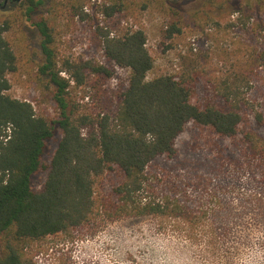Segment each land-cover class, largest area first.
<instances>
[{"label":"trees","instance_id":"1","mask_svg":"<svg viewBox=\"0 0 264 264\" xmlns=\"http://www.w3.org/2000/svg\"><path fill=\"white\" fill-rule=\"evenodd\" d=\"M263 4L264 0L254 5L253 11ZM43 5V0H22L19 21L29 23L39 34L37 76L53 88L54 119L37 115L31 103L6 93L10 89L7 76L16 71L17 59L3 36L9 25L4 22L0 26V264H34L29 247L88 226L97 211L95 189L103 174L114 168L121 181L111 190L116 199L113 220L162 217L198 225L206 222L211 227L200 205L198 179L205 178L204 172L197 173L195 180L193 171L196 162L207 167L211 157L195 148L200 138L186 137L193 130H208L220 141L239 134L241 111L249 107L247 96L255 75V69L243 68L264 65V55L237 59L220 76L211 77L214 102L198 105L192 102L190 85L203 70L200 60L183 57L186 64L181 73L149 78L153 59L146 49L144 31L113 22L124 17L126 8L121 0L100 5L104 20L111 22V28L97 29L107 65L59 60L48 21L33 20ZM83 7L71 5V17L84 20ZM146 8L147 4L142 5V10ZM172 10L174 15L180 12ZM181 13L167 28L168 39L181 35L179 23L186 18ZM115 68L125 70L128 76L110 99L100 86L112 79ZM91 76L95 79L90 80ZM85 85L84 96L91 90L99 96L88 107L75 105L69 90ZM255 119L263 124L260 113ZM56 127L60 140L49 163L42 164L45 144ZM161 164L170 168L176 164L183 170V178L172 179L176 170ZM39 170L45 180L41 189L35 190L32 178ZM181 185L198 196L192 198L185 191L180 197ZM211 229L216 235L217 229Z\"/></svg>","mask_w":264,"mask_h":264},{"label":"rangeland","instance_id":"2","mask_svg":"<svg viewBox=\"0 0 264 264\" xmlns=\"http://www.w3.org/2000/svg\"><path fill=\"white\" fill-rule=\"evenodd\" d=\"M20 1L0 0V26L7 22L3 33L17 59V69L9 74L12 98L31 103L37 115L56 118L52 89L46 80L37 76L41 64L38 47L39 34L35 27L19 21ZM44 5L33 14V20L45 18L52 29L59 60L89 61L107 65L103 56L98 28H111L101 12L100 5L107 0H43ZM125 5L124 17H116L127 29H141L146 36V49L153 59L148 77L181 73L185 58L200 60L202 72L191 85L192 102H214L211 77L220 76L237 59L264 55V4L262 0H121ZM83 4L86 17H71V5ZM147 8L142 10V5ZM172 9L178 12L174 15ZM184 12L185 19L179 26L181 35L168 39L167 28L177 22ZM256 12V13H255ZM253 13L252 15H250ZM218 21V22H215ZM218 23V24H217ZM115 33V30H111ZM254 46L256 50H254ZM255 69L252 88L248 94L249 107L242 108L243 122L234 139L220 141L208 130H193L188 140L200 153L211 157L209 165H193L198 179L200 205L207 212L211 227L206 222L162 217H123L113 220L115 197L111 191L121 181L115 168L101 177L95 189L97 211L90 224L66 234L47 237L28 249L34 264H264V65L254 64L243 69ZM242 69V70H243ZM62 76L67 77L65 73ZM128 73L115 68L112 79L100 86L110 99L117 89L125 85ZM94 80L93 76L90 80ZM87 90L86 85L69 90L75 105L87 106L99 94ZM99 93V92H98ZM102 96V93L100 92ZM91 96V97H90ZM261 114L263 124L256 121ZM200 134L198 137L197 135ZM60 131L56 127L53 137L45 144L42 164L51 160ZM197 154L199 152L197 151ZM204 154V155H205ZM172 179L183 178L179 167ZM198 173V174H197ZM45 174L39 170L32 178V186L40 190ZM207 184V185H206ZM206 185V186H205ZM180 197L191 189L180 187ZM219 195V196H218ZM217 201V202H216ZM206 224V226H205Z\"/></svg>","mask_w":264,"mask_h":264},{"label":"water","instance_id":"3","mask_svg":"<svg viewBox=\"0 0 264 264\" xmlns=\"http://www.w3.org/2000/svg\"><path fill=\"white\" fill-rule=\"evenodd\" d=\"M15 1H20V0H15Z\"/></svg>","mask_w":264,"mask_h":264},{"label":"flooded vegetation","instance_id":"4","mask_svg":"<svg viewBox=\"0 0 264 264\" xmlns=\"http://www.w3.org/2000/svg\"><path fill=\"white\" fill-rule=\"evenodd\" d=\"M7 2L9 1V0H6Z\"/></svg>","mask_w":264,"mask_h":264}]
</instances>
